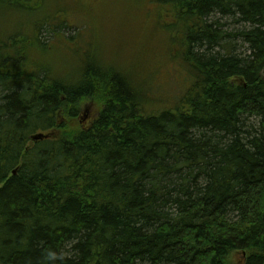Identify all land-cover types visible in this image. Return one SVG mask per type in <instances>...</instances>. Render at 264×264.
<instances>
[{"label": "trees", "instance_id": "trees-1", "mask_svg": "<svg viewBox=\"0 0 264 264\" xmlns=\"http://www.w3.org/2000/svg\"><path fill=\"white\" fill-rule=\"evenodd\" d=\"M153 1L183 26L175 107L149 110L116 70L84 64L71 82L0 41V264H264V0ZM87 100L101 109L84 122Z\"/></svg>", "mask_w": 264, "mask_h": 264}, {"label": "rangeland", "instance_id": "rangeland-1", "mask_svg": "<svg viewBox=\"0 0 264 264\" xmlns=\"http://www.w3.org/2000/svg\"><path fill=\"white\" fill-rule=\"evenodd\" d=\"M134 2L16 0L11 10L0 8V41L8 33L16 35L11 52L29 45V61L36 60L35 67L54 68L67 81H76L84 64L116 70L130 78L149 110L175 107L191 82L189 67L179 54L181 40L175 37L183 33V26L176 30L166 27L170 20L163 17L166 12L162 4ZM220 21L229 32L242 27L234 19ZM33 36V41L26 43V38ZM234 45L238 51L247 52L241 41ZM81 108L80 118L88 121L97 116L101 103L87 100Z\"/></svg>", "mask_w": 264, "mask_h": 264}, {"label": "water", "instance_id": "water-1", "mask_svg": "<svg viewBox=\"0 0 264 264\" xmlns=\"http://www.w3.org/2000/svg\"><path fill=\"white\" fill-rule=\"evenodd\" d=\"M44 137H46V136L43 134H39V135H35L33 138H34V140H39V139H43Z\"/></svg>", "mask_w": 264, "mask_h": 264}]
</instances>
